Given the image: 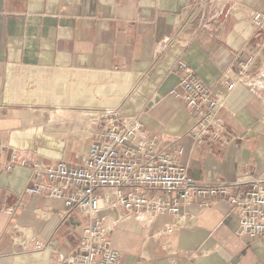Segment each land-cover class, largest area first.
I'll return each instance as SVG.
<instances>
[{"label":"crops","instance_id":"0c3cea01","mask_svg":"<svg viewBox=\"0 0 264 264\" xmlns=\"http://www.w3.org/2000/svg\"><path fill=\"white\" fill-rule=\"evenodd\" d=\"M252 11L264 14V0H0V264H60L80 243L87 218L28 195L31 169L19 159L75 165L73 152L115 116L137 118L161 150L183 148L198 181L264 175V28ZM185 66L224 96L218 140L195 144L190 109L170 95ZM49 117L85 122L91 140L80 149ZM100 216L119 264H264V234L242 235L223 197L178 213Z\"/></svg>","mask_w":264,"mask_h":264},{"label":"built area","instance_id":"2783aa9c","mask_svg":"<svg viewBox=\"0 0 264 264\" xmlns=\"http://www.w3.org/2000/svg\"><path fill=\"white\" fill-rule=\"evenodd\" d=\"M250 19L256 28H264L262 12L252 11ZM251 63V59L240 63L239 76L227 83L228 91L242 80ZM184 70L185 76L170 90V95L192 113L194 124L189 134L197 145L210 138L220 139L214 123L224 96L199 79L193 68L185 66ZM183 153V148L174 153L159 149L157 136L148 135L137 118L115 116L102 131L94 133L75 165L64 159H19L22 166L31 169L28 195L61 201L63 218L75 212L87 218L80 243L60 264H119L120 253L111 246L110 229L100 216L103 209H122L126 215L178 213L182 204L191 205L196 198L208 203L223 197L232 205L242 235H263L264 175L234 182L198 181L182 161ZM16 157L12 155L8 169ZM7 212L12 213L13 209ZM167 231H172V227ZM41 246V242H36V247Z\"/></svg>","mask_w":264,"mask_h":264},{"label":"rangeland","instance_id":"374dc122","mask_svg":"<svg viewBox=\"0 0 264 264\" xmlns=\"http://www.w3.org/2000/svg\"><path fill=\"white\" fill-rule=\"evenodd\" d=\"M80 112V111H77ZM46 123L49 124L50 129L52 132L56 133V135L61 136L63 139L71 138L73 139V142L79 143L80 149L84 145V143H87L91 140V137H89L90 131H88L87 124L77 122V120H73L71 118H62V119H51L50 117L46 119ZM87 131V132H86ZM68 132H74L78 133V135L75 136H68ZM84 152L86 151L85 149ZM83 152V153H84ZM83 153L78 154V152H73V159H76V163H79L81 156ZM79 155V156H78ZM55 159L46 158L45 161H53Z\"/></svg>","mask_w":264,"mask_h":264}]
</instances>
